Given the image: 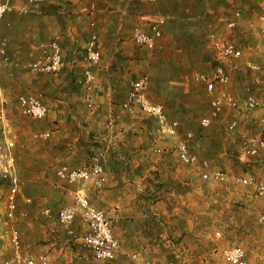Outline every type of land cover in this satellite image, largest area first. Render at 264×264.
I'll use <instances>...</instances> for the list:
<instances>
[{"label":"rangeland","instance_id":"1","mask_svg":"<svg viewBox=\"0 0 264 264\" xmlns=\"http://www.w3.org/2000/svg\"><path fill=\"white\" fill-rule=\"evenodd\" d=\"M43 4L49 5L48 2ZM63 4L69 7L73 2L66 0L63 1ZM148 5L153 12L160 11V0L154 4L148 3ZM132 43L135 44L134 40ZM159 51V48L150 51L154 62L142 71L144 75L146 74L150 78L149 94L151 79L156 82L167 81L174 73V64L181 63L178 59L173 60L174 57L169 61L163 60ZM250 52L253 51L249 50L245 54L250 55ZM23 57L26 60L16 63L17 66L15 63L11 66L2 65V59H0V89L7 91V95H2V99L0 97V108L2 107L6 112V123L8 124L6 138L13 142L10 151L20 181L17 192L18 210L13 220H8L6 217V196L10 190V185L7 182H0V264L12 257V245L10 243L12 232L17 233L23 252L27 254L44 249L43 254L49 257V261H52V259L59 260L64 255L65 249H74L87 256L84 260L87 264H112V262L96 259L91 252L83 248L79 237L85 233L86 227L78 213L75 222L69 227L58 224L54 217L49 221L42 214L46 208H49L52 215L55 216L58 209L63 206L75 207L72 199L67 196L68 189L82 190L93 206L97 207L90 192L99 191L104 186L97 189L91 183L69 185L59 181L55 175L57 168L67 166L68 163L78 162L75 157L76 154L73 156L70 149L74 145L73 139L80 134L87 136V131H89L88 134L92 133L95 137L107 136V134L114 137L117 134V139L129 137L131 140L134 137L135 142H131V147H128L130 151L139 148V141H143L144 151L142 154H136L137 157L134 160L140 163V167L131 173L128 181L126 180L124 192L126 196L135 198L136 202H132L133 205L129 207L141 216L151 215L147 206L149 199L158 197L166 202L165 211L169 215V221L171 220L167 225L169 231L174 234L171 239L168 238L169 247L166 248L170 252L171 258L168 257L167 253V261L163 264H169L170 261L177 264H228L223 258L222 251L233 245L240 246L245 250L248 264H250L249 261H255L254 257L256 256L258 259L256 264L260 262L264 264V234L258 222L259 216L264 213V197H257L252 187L241 186L232 182L233 177L237 175L250 172L258 178L263 173L264 154L255 158L244 156V148L249 142L248 138L252 139L264 135L263 125L259 124L256 128H252L248 138L241 137L239 125L232 131L227 129L229 122L235 119L239 120L237 115L235 117L232 113L234 110L228 111L226 109L218 119L214 120L213 124L206 127L204 131L201 130L204 127L200 125V119L207 115L211 97L204 87L199 85L200 91H197L196 94H199L201 98L199 102L201 109L189 110L188 116L185 118L188 123L194 121L193 123H197L201 127V134L198 133V137H202L204 140L209 139L206 146H213L216 152L214 155H210V153L204 152L203 146L191 145L195 147V153L200 157L204 156L203 158L211 161L213 166L222 169L229 176L226 183H207L200 179L196 168L180 165L177 156L170 150L171 145L160 150V152L156 151V149H160L155 147L158 142L165 141L171 144V138H161L160 141L146 140L144 133L139 132L135 125L149 123L150 118L148 119L140 113L127 114L124 112L121 113V115L124 114L123 120L121 119L124 126L117 128V130L115 128L111 130L110 127H106L108 123L105 124L107 122L106 113H93L95 101H97L96 94L94 92L88 93L83 89L82 83L79 82L82 80L81 77L71 79L72 81L68 82L67 90H64L61 72L54 75L33 73L26 69V65L35 57V53L31 50ZM247 57L249 58V56ZM248 61L257 66L255 65V70L248 68L253 73H247V81H249L247 85L251 87V93L264 94L261 91L264 88V84H261L264 81V74H262L264 64L252 60ZM227 63L233 65L234 61H227ZM184 65L186 66V75L193 67L190 68L187 62H184ZM212 70L208 69L205 72L210 73ZM172 82L175 83V81ZM247 85H244V92ZM218 89L222 90L223 87L219 86ZM176 90L173 94L163 95L161 89L156 86L152 89L151 95L165 96L169 108L172 110H175L177 104L181 106L179 99L184 104L195 103L196 98L193 95H182V93L177 101L179 89ZM20 94H31L45 103L49 110L51 109L48 116L42 120L23 116L17 102V97ZM243 97L235 98L242 102ZM70 109L73 110L69 113ZM261 109H264V105ZM235 112L239 113L238 116L244 115L246 120H255L250 116L254 111L241 109ZM96 119L99 125L95 123ZM126 123L130 125V128L127 129ZM131 124L135 125L131 126ZM183 128L188 129L187 124L184 123ZM44 131L50 133V137L46 140L38 138V134ZM4 141L5 138L0 135V142L4 143ZM111 147L114 146H110L109 143L96 145V142L91 145V148L86 147L85 152L88 158L82 159L84 166L89 164V156L98 150L106 152L109 158L113 149ZM219 152L221 153L220 156H218ZM164 163L171 164V166L173 164L174 169L172 170L177 171V175L160 173L158 166ZM139 188L142 189L141 192L138 190ZM127 207L121 206L124 210ZM106 208L101 210L105 211L107 217L114 219L108 214L117 215V207L108 205ZM174 219H178V221H173ZM141 224L142 222L139 223V225ZM148 226L147 228L151 233L160 229L153 220L148 223ZM178 229L182 232H179ZM68 230H73L76 237L70 236ZM216 231L221 232L220 237H216ZM35 239L40 240L34 243ZM60 251L62 252L60 253ZM154 256L159 257L157 254Z\"/></svg>","mask_w":264,"mask_h":264},{"label":"crops","instance_id":"2","mask_svg":"<svg viewBox=\"0 0 264 264\" xmlns=\"http://www.w3.org/2000/svg\"><path fill=\"white\" fill-rule=\"evenodd\" d=\"M63 1L66 0H48L39 4H30L27 0H14L13 11L4 17L0 29V46L4 50L2 65L11 66L15 63L17 66L16 63L26 60L23 56L31 50L35 53L33 60L40 56V43L55 40L61 47L66 65L60 76L63 78L62 88L67 90L68 82L77 77L83 79L86 45L91 34L96 33L100 45L101 62L92 68L94 77L92 89L88 91L83 83L82 86L88 93L96 94L97 101H95L93 113H106L107 122L105 124L108 123L106 127L117 130L124 126L122 123L124 114L121 115L124 112L121 104L127 99L131 84L144 75L142 71L154 62L150 53L152 50L140 47L136 43L133 44L132 34L138 29L152 33V27L157 25L162 34L156 45V48L160 49L161 57L165 61L172 60L174 57L173 60L178 59L181 63L174 64V73L167 81L156 82L151 79L148 97L152 102L163 105L169 120H177L180 123L178 137L182 138L186 132L193 133L194 137L190 142L192 152L195 151L194 146L196 145L203 146L204 152L214 155L216 151L213 146H206L209 139L204 140L198 137L201 127L193 123L194 121L188 123L185 118L189 110L201 109L199 105L201 98L199 94H196L200 91V84L194 80L198 73H206L205 71L213 69L212 67L221 62L229 76V82L222 85V90L233 97L245 96L247 88L251 91V87L247 85L249 83L247 73L252 74L253 72L248 70L251 64L248 60L264 64V0H160L161 5L158 12H153L148 3L141 1L132 4L129 1H122V3L120 0H71L73 4L69 7H66ZM46 2L49 5L43 4ZM237 11L240 12L239 17H235ZM230 21H235L236 25L230 27L228 24ZM226 43H233L244 51L241 57L234 61L235 65L220 59V47ZM249 50L253 52H250V55L245 54ZM184 62L189 63L190 68L193 67L186 75ZM261 84H264V81ZM244 85H247L245 92ZM156 86L161 89L163 95L173 94L177 91L176 89H179L177 101L181 93L182 95H193L196 98L195 103L184 104L179 99L181 106L177 104L175 110H172L165 96L151 95L152 89ZM261 91L264 92V88ZM5 94L7 95L6 89H0L1 99ZM253 95L264 105V94ZM262 106L250 115L251 118H255L254 121L246 120L244 115L238 116L239 113L235 112L236 110L232 112L235 117L236 115L238 117L239 121L235 120L240 127L241 137L248 138L252 128H256L259 124L262 125L264 119ZM72 110L70 109L69 113ZM209 113L210 108L205 116ZM95 123L99 125L97 119ZM184 123L187 124L188 129L183 128ZM133 125L135 124H131ZM126 126L128 129L130 125L126 123ZM135 126L139 132L144 133L146 140L160 141L161 138H165L157 134V123L154 119H151L149 123H138ZM204 129L201 130L204 131ZM88 133L89 131H87V136L80 134L73 139L74 145L68 149L72 150L70 153L73 156L76 154L78 162L68 163L67 167L84 166L82 159L88 158L85 148H91L94 142L96 145L109 143L110 146H114L111 147L113 149L104 166L106 178L104 188L94 193L90 192L99 209H107L108 205L118 209L117 215L108 214L111 218L118 219V223L113 226V235L119 243V248L115 259L111 261L112 264H137L142 260H150L151 264H163L167 261V253L171 258L166 248L169 247L168 238L171 239L174 234L168 229L167 223L171 220L169 221V215L165 211L166 202L158 197L149 199L147 206L151 215L141 216L129 207L133 205L132 202H136L135 198L126 196L124 192L125 184L131 173L140 167V163L134 160L137 157L136 154H142L144 151L143 141H139V148L134 147L135 149L130 151L128 147H131V142H135L134 137L131 140L129 137L117 139V134L115 137L110 134L95 137L92 133ZM170 142L171 144L160 141L155 147L163 150L168 145L172 146L174 139ZM220 155L219 152L218 156ZM159 167L158 171L162 174L177 175V171L172 170L174 169L173 164L171 166V164L164 163ZM88 183L91 182L83 184ZM138 190L142 191L140 188ZM121 206L128 207L124 210ZM152 220L160 227L155 233H151L147 228ZM173 221H178V219ZM141 222L142 224L139 225ZM180 229H178L179 232H182ZM35 240L34 243L40 239ZM43 250H35L28 255L35 259L40 255L46 256L47 264H87L84 261L87 256L74 249H65L64 255L59 256V260L52 259V261H49V257L43 254ZM135 254H139L138 260L133 259ZM256 257H254L255 261H249V263L256 264L258 262Z\"/></svg>","mask_w":264,"mask_h":264},{"label":"built area","instance_id":"3","mask_svg":"<svg viewBox=\"0 0 264 264\" xmlns=\"http://www.w3.org/2000/svg\"><path fill=\"white\" fill-rule=\"evenodd\" d=\"M30 4H39L48 0H27ZM129 3L138 1L147 3H157L159 0H128ZM14 0H0V29L4 17L13 11ZM240 12L235 13V17H239ZM230 27L236 25L235 21L228 22ZM162 36L157 25L152 27V33H146L140 29L135 30L132 34L134 42L148 50H155L157 40ZM40 56L31 60L26 69L36 74H58L65 68V62L62 57L61 47L57 41L51 40L39 44ZM242 51L233 43H226L220 47V59L224 61H236L241 57ZM4 55V50L0 46V59ZM101 62V51L98 36L92 33L86 45V53L84 57L83 83L88 91L92 89L94 81L92 68L98 66ZM249 68L256 69L255 65L250 64ZM207 93L210 95V113L200 119V125L204 128L209 127L214 120L218 119L226 108L231 110L255 111L261 107V101L255 97L249 88L246 89V95L243 101L239 100L224 90H219L218 86L225 85L229 82V76L224 66L220 63L216 64L210 73H198L195 77ZM150 78L148 75H141L131 84V89L127 99L121 104V109L127 114L140 113L147 118L154 119L157 123V134L160 137H168L174 139L170 150L177 156L178 162L184 167H194L198 170L200 179L207 183H226L229 180L228 174L222 169L212 165L211 161L201 158L197 153L190 150V142L194 135L192 132H186L182 138L178 137V129L180 123L177 120H169L163 105L152 102L148 97V88ZM18 108L23 116L30 117L35 120L45 119L49 114V107L31 94H20L17 97ZM0 135L5 138L4 143L0 142V181L7 182L10 190L6 196V217L13 220L16 216L17 208V192L19 188V178L15 170V161L10 151L13 142L7 137L6 112L0 108ZM238 125L236 120L229 122L227 129L234 130ZM264 125V119L262 120ZM50 137L48 131L40 132L38 138L46 140ZM161 149H156L160 152ZM164 152V151H163ZM264 154V135L255 139H250L244 148V156L247 158L259 157ZM108 162L107 153L98 150L90 156L89 164L84 167H67L57 168L56 177L59 181L77 185L91 182L92 185L101 189L105 182L104 166ZM232 182L241 186L252 187L257 197H264V171L257 178L250 172L233 177ZM67 196L70 197L75 205L63 206L58 209L55 216L52 215L49 208L42 211V214L50 221H55L64 226H71L79 214L83 221L86 231L79 240L83 248L92 253V255L101 261L111 262L115 259L119 243L113 235V226L118 223V219H110L105 211L93 206L90 199L82 190L68 189ZM25 216V215H22ZM258 222L264 234V213L258 218ZM68 234L73 238L76 237L73 230H68ZM216 237L221 236L220 231L215 232ZM10 243L12 245V257L3 264H47L46 256L40 255L37 259L30 257L23 252L21 241L17 233L12 232L10 235ZM173 244V243H171ZM173 246V245H172ZM224 259L228 264H248L246 252L240 246H230L223 251ZM133 259L138 260L139 254L133 255ZM137 264H151L150 260H142ZM169 264H177L170 261Z\"/></svg>","mask_w":264,"mask_h":264}]
</instances>
